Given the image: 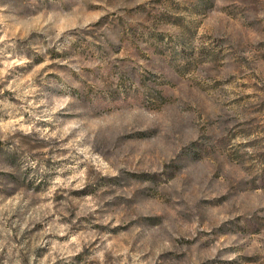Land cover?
I'll list each match as a JSON object with an SVG mask.
<instances>
[{
    "label": "rangeland",
    "instance_id": "rangeland-1",
    "mask_svg": "<svg viewBox=\"0 0 264 264\" xmlns=\"http://www.w3.org/2000/svg\"><path fill=\"white\" fill-rule=\"evenodd\" d=\"M0 264H264V0H0Z\"/></svg>",
    "mask_w": 264,
    "mask_h": 264
}]
</instances>
